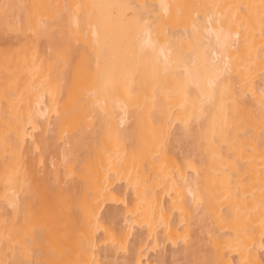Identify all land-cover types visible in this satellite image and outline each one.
I'll list each match as a JSON object with an SVG mask.
<instances>
[{
	"label": "bare ground",
	"instance_id": "bare-ground-1",
	"mask_svg": "<svg viewBox=\"0 0 264 264\" xmlns=\"http://www.w3.org/2000/svg\"><path fill=\"white\" fill-rule=\"evenodd\" d=\"M0 264H264V0H0Z\"/></svg>",
	"mask_w": 264,
	"mask_h": 264
}]
</instances>
